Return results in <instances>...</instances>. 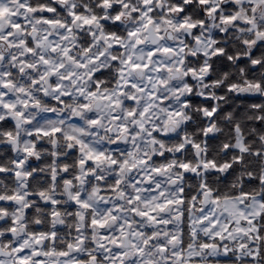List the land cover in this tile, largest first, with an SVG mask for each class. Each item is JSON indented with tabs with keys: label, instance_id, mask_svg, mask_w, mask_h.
Wrapping results in <instances>:
<instances>
[{
	"label": "snow or ice",
	"instance_id": "snow-or-ice-1",
	"mask_svg": "<svg viewBox=\"0 0 264 264\" xmlns=\"http://www.w3.org/2000/svg\"><path fill=\"white\" fill-rule=\"evenodd\" d=\"M262 70L264 0H0V264H264Z\"/></svg>",
	"mask_w": 264,
	"mask_h": 264
},
{
	"label": "clouds",
	"instance_id": "clouds-1",
	"mask_svg": "<svg viewBox=\"0 0 264 264\" xmlns=\"http://www.w3.org/2000/svg\"><path fill=\"white\" fill-rule=\"evenodd\" d=\"M233 63L235 64V62H233ZM239 67L243 68L244 66H239ZM262 72H264V70H262ZM244 75H245V72H243V71L238 72L237 69H236L235 67L230 68L229 71H228V77L236 76L237 79H241ZM220 79H221V80H225L226 78H225L223 75H221V76H220ZM198 83H199V82H198ZM197 91H199V88H197ZM208 91L211 92V91H215V90L212 89V88H209ZM224 95L227 96L228 94H227V93H224ZM261 102L264 103V101H261ZM242 104H243V102L240 101V100H236V101L234 102L233 99L228 98V99H225V101L223 102V104L220 105V106H221V107H227L228 105H232V111L235 112L236 109H237L238 107H240ZM247 111H248V109H247V107H245V108H244V112H245V114L247 113ZM221 127L224 128L225 133L227 134V129H226V127H225L224 125H222ZM222 151H223V149L220 150L221 153H222ZM216 155H220V153H217ZM262 166H264V161H262ZM239 175H240V174L237 173V178H239ZM236 264H240V262L237 261Z\"/></svg>",
	"mask_w": 264,
	"mask_h": 264
}]
</instances>
